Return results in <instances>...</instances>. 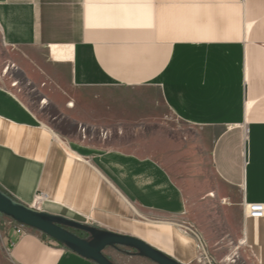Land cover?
<instances>
[{
    "label": "crops",
    "instance_id": "obj_1",
    "mask_svg": "<svg viewBox=\"0 0 264 264\" xmlns=\"http://www.w3.org/2000/svg\"><path fill=\"white\" fill-rule=\"evenodd\" d=\"M0 51L8 194L44 192L46 212L91 216L184 264L200 250L181 223L214 264H264V218L244 208L264 203V0H0ZM17 80L51 92L30 105ZM164 108L187 130L160 156L97 134L164 125ZM10 242L13 264H95L36 230Z\"/></svg>",
    "mask_w": 264,
    "mask_h": 264
},
{
    "label": "water",
    "instance_id": "obj_2",
    "mask_svg": "<svg viewBox=\"0 0 264 264\" xmlns=\"http://www.w3.org/2000/svg\"><path fill=\"white\" fill-rule=\"evenodd\" d=\"M0 213L36 229L95 264H116L105 249L125 247L156 264H184L139 237L102 229L61 215L39 210L15 199L0 187ZM80 230L88 236H81Z\"/></svg>",
    "mask_w": 264,
    "mask_h": 264
},
{
    "label": "rangeland",
    "instance_id": "obj_3",
    "mask_svg": "<svg viewBox=\"0 0 264 264\" xmlns=\"http://www.w3.org/2000/svg\"><path fill=\"white\" fill-rule=\"evenodd\" d=\"M7 57L8 52L0 51L1 60H4V58L6 59ZM15 85V89L16 91H18L17 93H20L23 96L24 100L30 105L36 103L41 96H44L45 99V94L47 95L51 92V88L48 84L35 85L33 83H29L28 81L24 82V80H17ZM55 112L56 111L54 109H50V113L55 114ZM151 122V120L149 122H139L138 124H135L133 126H126L125 128L123 127L121 130H113L111 131V136L107 139L128 151L143 155L149 154L153 156H160L163 153L162 151L164 147L165 149H171L174 142H179V137L181 136L182 132H184V130H187V127L182 122L176 120L166 108H164V125H157L156 123ZM41 194H45V199H43L41 203L38 204L35 202V198L36 196H39ZM47 200V194L39 191L36 193L34 200L27 205L36 209L39 208V210H44L45 202ZM74 214H77V212H75ZM75 218L76 221L82 222L84 224H89L102 229H109L106 224L88 215ZM14 230V220L0 213V264H13L9 256V247ZM30 230L36 229L28 227L27 231ZM36 231L41 236L47 237L42 232L38 230ZM49 239L51 238L49 237ZM104 252L110 259L121 258L122 260H126L128 264H155L144 259H132L131 257H129L127 252L134 251L125 247H120V249L108 247Z\"/></svg>",
    "mask_w": 264,
    "mask_h": 264
},
{
    "label": "built area",
    "instance_id": "obj_4",
    "mask_svg": "<svg viewBox=\"0 0 264 264\" xmlns=\"http://www.w3.org/2000/svg\"><path fill=\"white\" fill-rule=\"evenodd\" d=\"M16 83V82H15ZM14 83V85H15ZM82 136L86 137L90 135V132L87 128L83 127L82 130ZM111 131L107 129H100L97 134L102 139H107L111 136ZM94 135V133H93ZM45 199V194H41L39 196H36L35 202L40 204L41 201ZM244 208H245V215L247 217L251 218H264V203L261 202H252V203H246L244 202ZM39 209V208H38ZM15 222V230L14 232L17 234H24L27 232V226L22 225L16 221ZM180 228L185 234H190L194 236L197 239L198 242V249L200 250L199 256L197 257V263L198 264H214L210 256L208 255L204 242L202 241L199 232L195 229V227L190 223H181ZM47 238H49L47 236Z\"/></svg>",
    "mask_w": 264,
    "mask_h": 264
},
{
    "label": "flooded vegetation",
    "instance_id": "obj_5",
    "mask_svg": "<svg viewBox=\"0 0 264 264\" xmlns=\"http://www.w3.org/2000/svg\"><path fill=\"white\" fill-rule=\"evenodd\" d=\"M75 232H77L78 234H80L81 236H88L86 233L82 232V231H78V230H75L73 229Z\"/></svg>",
    "mask_w": 264,
    "mask_h": 264
},
{
    "label": "trees",
    "instance_id": "obj_6",
    "mask_svg": "<svg viewBox=\"0 0 264 264\" xmlns=\"http://www.w3.org/2000/svg\"><path fill=\"white\" fill-rule=\"evenodd\" d=\"M1 187V186H0ZM2 188V187H1ZM4 190V189H3ZM78 231H80V230H78Z\"/></svg>",
    "mask_w": 264,
    "mask_h": 264
}]
</instances>
